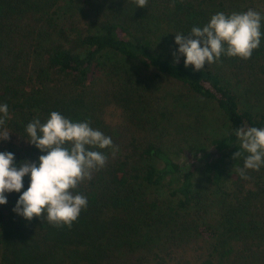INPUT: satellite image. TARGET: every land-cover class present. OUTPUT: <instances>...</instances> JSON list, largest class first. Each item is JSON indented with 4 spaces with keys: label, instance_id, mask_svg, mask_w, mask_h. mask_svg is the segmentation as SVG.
Instances as JSON below:
<instances>
[{
    "label": "trees",
    "instance_id": "1",
    "mask_svg": "<svg viewBox=\"0 0 264 264\" xmlns=\"http://www.w3.org/2000/svg\"><path fill=\"white\" fill-rule=\"evenodd\" d=\"M246 2L0 0L5 127L26 140L34 117L43 123L58 111L90 121L114 145L94 149L107 161L74 190L88 206L70 228L50 224L46 213L25 220L12 211L20 193L7 194L0 264H264V180L254 181L252 169L247 179L240 176L248 153L235 135L239 127H264V114L242 100L252 80L264 79V35L250 59L222 55L200 71L185 67L175 43V33L187 35L217 12H245ZM162 76L221 113L222 127L207 136L201 157L182 148L184 161L177 163L161 146L162 121L174 105L153 107L149 93ZM24 146L0 141V151L14 153L17 163L45 154ZM237 151L242 155L234 159ZM29 183L25 176L21 191Z\"/></svg>",
    "mask_w": 264,
    "mask_h": 264
},
{
    "label": "clouds",
    "instance_id": "2",
    "mask_svg": "<svg viewBox=\"0 0 264 264\" xmlns=\"http://www.w3.org/2000/svg\"><path fill=\"white\" fill-rule=\"evenodd\" d=\"M139 7H147L148 0H135ZM264 17L253 9L245 12H217L203 27L194 26L184 35L175 33L178 53L185 57V67L200 71L205 62L212 64L222 55L250 59L261 44V21ZM179 59L177 52L173 53ZM9 118L8 105L0 104V141L10 139L5 127ZM26 141L39 149L37 161L16 162L14 153L0 151V205L7 204V194L20 193L12 211L25 220L47 216L54 226H72L81 211L88 206L87 197L75 192L79 184L92 179V173L106 164L104 152L94 149L114 147L112 138L90 126V121H72L58 111H52L46 122L34 117L26 125ZM235 135L240 147L248 153L244 167L239 169L247 179V169L259 171L264 166V127H239ZM242 153H234V159ZM28 176L29 186L23 178Z\"/></svg>",
    "mask_w": 264,
    "mask_h": 264
},
{
    "label": "rangeland",
    "instance_id": "3",
    "mask_svg": "<svg viewBox=\"0 0 264 264\" xmlns=\"http://www.w3.org/2000/svg\"><path fill=\"white\" fill-rule=\"evenodd\" d=\"M246 4L264 17V0H247ZM123 63L127 69H133L134 67L133 63ZM251 82L252 84L248 89H244L243 105L253 112L264 114V79L256 78ZM244 85L246 86L247 84ZM149 97H152V106H161L162 110L170 104L174 105L171 112L169 110L166 112V118L162 121L165 127L163 132L160 133V137H158L166 154L177 163L184 161V156L181 152L182 148L188 149L193 153V156L201 157L208 150L207 136L218 132L222 127V116L216 104L186 91L180 83L165 76L157 80L155 91L151 90ZM117 114H120L119 109L113 113L114 116H117ZM115 121H118V119L113 120V122ZM195 121L198 123L195 124L193 130H186L187 132L183 130ZM176 128H179L185 135L187 134L186 138L188 141H185L184 136L178 133ZM9 136L10 139L5 142H11L18 147L27 145L26 140L20 135L11 131ZM161 162V160H158V166L162 165ZM199 172H201L200 167L197 173ZM250 173L254 181L264 180V166H261L259 171L254 170L253 172L250 171ZM119 244L121 243L116 245Z\"/></svg>",
    "mask_w": 264,
    "mask_h": 264
}]
</instances>
